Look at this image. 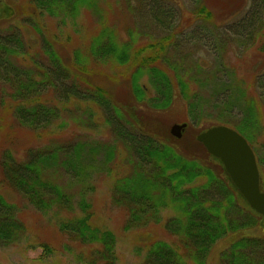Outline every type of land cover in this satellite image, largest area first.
<instances>
[{
  "label": "trees",
  "instance_id": "obj_1",
  "mask_svg": "<svg viewBox=\"0 0 264 264\" xmlns=\"http://www.w3.org/2000/svg\"><path fill=\"white\" fill-rule=\"evenodd\" d=\"M96 1L27 0L22 15L33 21L34 25L29 22L39 32L40 26L35 19L40 16L74 19L81 7L91 12L94 8L99 14ZM250 1L239 24L230 28L233 38L246 41V48L259 38L257 29L261 32L264 29V0ZM162 3V0H149L147 5L150 13L154 12L153 18L161 21L159 15L166 16L170 23H175L179 11L175 16ZM3 5L4 13L12 17L10 8ZM129 10L134 12L132 7ZM191 14L195 20L213 21L212 13L201 2ZM98 21L83 55L75 52L73 65L87 74L92 72L87 67L89 64L127 66L131 97L124 102L118 103L102 86L83 76H76L77 82L68 83V66L62 65L51 49L52 44L44 37L40 40L43 48L48 47V50L42 49L47 54V66L30 56L31 50L18 28L8 25L0 30L2 97L5 94L12 100L10 111L17 126L34 133L47 130L60 118V113L70 109L67 104L74 101L72 106L81 111L84 119L80 121L85 126L96 123L92 109L96 108L114 134L109 146L100 141L71 145L52 141L43 150L27 151L22 160L4 150L0 156L3 185L24 197L41 214L57 219L58 230L70 239L85 246L100 245L89 247L87 254L80 250L76 257L81 262L115 264V236L111 230L92 225L93 205L87 199V190L93 174L99 173L91 160L103 159L101 164L110 168L118 148L122 147L129 170L112 182V191L116 195L114 201L123 204L127 212L124 228L162 223L164 230L175 237L173 243H168L148 235L152 241L144 253L143 264H206L214 247L223 240L228 244L219 252V264H264V232L261 236L249 234L264 217L249 207L221 162L195 138L192 145L196 149L187 150L184 135L176 138L167 129L164 133L159 131L161 115L183 107L184 121L188 122L186 127H197L200 133L215 125H226L244 136L252 146L260 136L264 137V72L256 77L252 74L251 85L246 79L236 78L235 72H226L223 58L214 70L201 69L198 61L182 68L172 60L168 50L174 44V33L168 31L153 42L133 45L129 40L122 41L116 28L106 24V16L100 13ZM160 21L161 27L168 29V25ZM177 27L181 29L180 23ZM258 50L264 55L263 42ZM39 57L43 58L44 54L40 53ZM21 60L28 63L21 64ZM219 73L235 78L233 81L229 78L214 80L211 88H207L208 81ZM253 85L259 90L256 95L250 91ZM6 87L10 89L8 93ZM45 93L52 100L44 99ZM1 101L4 105V100ZM234 113L238 121L230 119ZM256 155L260 187L264 191V153L261 150V157L258 158L257 152ZM108 168L107 173L110 172ZM60 170L80 183V190L74 193L77 195L75 202L69 185L60 183ZM76 209L79 212H75ZM165 210L171 215L163 222L161 213ZM17 212V206L5 201L0 194V243L11 244L23 237L25 227ZM41 247L45 252L50 251L45 243Z\"/></svg>",
  "mask_w": 264,
  "mask_h": 264
},
{
  "label": "rangeland",
  "instance_id": "obj_2",
  "mask_svg": "<svg viewBox=\"0 0 264 264\" xmlns=\"http://www.w3.org/2000/svg\"><path fill=\"white\" fill-rule=\"evenodd\" d=\"M2 1H0V30L7 28L8 25L18 28L22 33L25 44L31 50L29 51L30 56L42 61L44 66H47V63L49 64L47 54L42 49L48 50V47L43 48L41 44V38L44 37L52 44L51 49L58 55L62 65L68 66L69 76H66L68 83L71 81L77 82L74 79L76 76H83L91 83L102 86L117 102H124L125 99L131 97L127 66L112 67L110 65L106 66L107 64L97 66L89 64L87 67L92 72L88 69L91 73L87 74L78 71L73 65L75 52L79 51L83 55L90 37L95 33L94 31L99 25L98 15L100 13L106 16V24L113 25L116 28V32L122 41L129 40L133 42V45L153 42L158 39V35H164L168 31L174 33V44L168 50L173 57L172 60L178 62L182 68H187L191 66L190 64L198 61L201 69L205 67V69L213 68L214 70L219 59L223 58L227 68L226 72H235L236 75L234 74V76L236 78L246 79V82H251L250 77H252V74L256 77L264 72V55L258 50L261 42L264 43V29L262 32L261 29H257L259 38L255 40L252 46L250 45L247 48L244 39L232 37L231 29L235 24H239L241 16L251 5L250 0H197V3L194 0H162L164 2L162 4L167 7L166 10L172 11L175 16L179 11L175 23H170L168 17L159 15L161 19L159 21L168 25V29L161 27L159 21L153 18L154 12L150 13L147 5L149 0H97V6L100 9L99 14H96L94 8H91V12L81 7L79 15L74 16V19L66 17L62 20L59 15L49 16L44 14L40 16L35 19L40 26L39 32L34 30V22L22 15L23 10L26 9H23V7L26 5L27 0ZM199 2L212 13V22L201 19L195 20L192 16L191 13L196 9ZM3 4L10 8L12 17L4 13ZM131 7L134 12L129 10ZM15 12H19L18 16L14 15ZM240 22L242 23V21ZM178 23H180V30L177 27ZM40 31L43 32V36ZM40 53L41 55L44 54L43 58L39 57ZM27 63V61L21 60V64L26 65ZM227 74H216L214 79L208 81L207 88H211L214 80L229 78L233 81L232 78L235 77L230 78ZM143 80L145 81L144 78ZM2 88L4 86L0 83V103H2V99L5 102L4 105L0 104V156L4 150H9L18 160H22L25 158L27 151L31 149L34 151L43 150L52 141V143L61 142L66 145L81 141L88 143L100 141L105 143L106 146L113 143L114 134L103 121L102 112L92 108L96 123L91 127L85 126L80 121L84 119L81 118V111L72 106L75 103L74 101L67 104L70 109L66 108L65 112L60 113V118L49 129L34 133L26 128H21L17 126L18 124L10 111L13 102L4 93V97H2ZM9 90L6 87V93ZM252 90L255 95L259 93L254 85L250 91ZM46 94L42 97L52 100ZM53 97L57 98L58 95ZM184 116L183 107L177 108L174 113L166 112L162 114L159 131L162 133L166 129L169 131L174 123H188L184 121ZM237 116L234 113L230 116V119L238 121ZM74 119H79V121ZM196 128H192V125H190L182 132L187 150L196 149L192 145V139H196L197 134H199L198 128ZM251 145L254 151L257 152L258 158L261 157V150L264 153V137L260 136ZM118 149L117 157L113 164L109 166L110 168L101 164L103 159L96 158L93 161L90 159L99 171L97 175L93 174V177L89 175L92 182L91 187L87 190V199L89 198L93 205V215L90 221L93 226L113 232L116 239L114 250L117 259L115 264H143V256L152 241L151 239H163L168 243H173L175 237L164 230L162 223H149L146 226H140V228H124L127 212L123 204H117L114 201L116 195L112 191V182L127 172L129 168L125 160L126 151L124 152L122 147ZM99 157L101 158L102 154ZM93 163L92 167L95 168ZM107 168L110 171L109 173H107ZM60 172L62 173L59 176L60 183L69 185L73 194L78 192L80 190L78 187L80 185L79 181L71 179L61 170ZM2 178L0 170V194L5 201L14 203L17 206V216L23 222L25 232L22 238L11 244L0 243V264H85L76 257L80 250L82 254H87L90 252L89 247L94 248L95 245H100L85 246L76 239H70L58 230L57 219L55 220L51 215L41 214L24 197L3 185ZM73 200L74 202L77 200V195L74 194ZM75 212H79V210L76 209ZM63 215L69 216V214ZM161 215L164 222L171 215V212L165 210ZM261 224L250 230L249 234L261 236L264 232V219ZM148 235L152 238H148ZM44 243L49 246L50 251L45 252L41 247V244ZM227 244L228 242L225 240L219 242L209 255L206 264H219V252Z\"/></svg>",
  "mask_w": 264,
  "mask_h": 264
},
{
  "label": "water",
  "instance_id": "obj_3",
  "mask_svg": "<svg viewBox=\"0 0 264 264\" xmlns=\"http://www.w3.org/2000/svg\"><path fill=\"white\" fill-rule=\"evenodd\" d=\"M186 126V122L174 123L170 127V134L180 138ZM196 140L221 162L249 207L264 217V191L260 189L258 164L244 136L229 126L215 125L197 134Z\"/></svg>",
  "mask_w": 264,
  "mask_h": 264
}]
</instances>
